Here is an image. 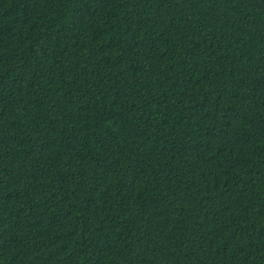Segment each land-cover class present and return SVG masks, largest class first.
Listing matches in <instances>:
<instances>
[{
	"label": "trees",
	"instance_id": "1",
	"mask_svg": "<svg viewBox=\"0 0 264 264\" xmlns=\"http://www.w3.org/2000/svg\"><path fill=\"white\" fill-rule=\"evenodd\" d=\"M0 264H264V0H0Z\"/></svg>",
	"mask_w": 264,
	"mask_h": 264
}]
</instances>
